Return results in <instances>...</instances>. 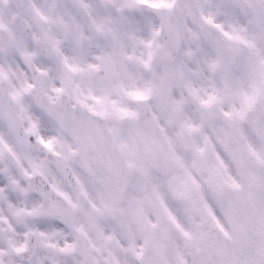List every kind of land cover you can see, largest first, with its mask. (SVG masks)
I'll return each instance as SVG.
<instances>
[{
  "label": "snow or ice",
  "instance_id": "6c2138e0",
  "mask_svg": "<svg viewBox=\"0 0 264 264\" xmlns=\"http://www.w3.org/2000/svg\"><path fill=\"white\" fill-rule=\"evenodd\" d=\"M0 264H264V0H0Z\"/></svg>",
  "mask_w": 264,
  "mask_h": 264
}]
</instances>
